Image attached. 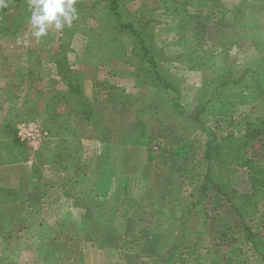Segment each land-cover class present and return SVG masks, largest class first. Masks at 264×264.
<instances>
[{
	"label": "rangeland",
	"instance_id": "obj_1",
	"mask_svg": "<svg viewBox=\"0 0 264 264\" xmlns=\"http://www.w3.org/2000/svg\"><path fill=\"white\" fill-rule=\"evenodd\" d=\"M6 3L0 162L13 165L0 166V264H103L112 253L113 264H264V0H77L72 27L40 41L29 0ZM200 125L217 134L207 160ZM80 134L103 140L116 163L129 144L156 164L142 187L118 192L132 208L96 203L146 219L119 220L124 234L101 236L108 251L92 262L80 259L79 213L66 225L68 205L83 206L67 200L74 176L86 197L95 177L73 173L88 163ZM104 174L101 187L115 182Z\"/></svg>",
	"mask_w": 264,
	"mask_h": 264
},
{
	"label": "crops",
	"instance_id": "obj_2",
	"mask_svg": "<svg viewBox=\"0 0 264 264\" xmlns=\"http://www.w3.org/2000/svg\"><path fill=\"white\" fill-rule=\"evenodd\" d=\"M255 6L259 10H264V5L262 6V4H258ZM235 34L245 35L244 31L242 30L236 31ZM231 38H235V37H231ZM140 122L141 121H139V119L136 118V120L133 121L132 124L136 125L137 123ZM116 131H118V134H121L122 137H124V132H126L125 130L123 131V128L121 127L120 128L118 127ZM79 140L81 145L84 144L85 148L84 147L82 148L83 154L84 157H88V163L82 162V165L79 166V169H74L73 173L77 172L78 174L79 172H85L84 171L85 169H91L92 171H94L95 177L90 176V178H92L93 180L91 184L93 185L92 192L88 191L90 195L94 194V197H90V195L86 197L85 193L79 192L81 186L73 182L75 181L76 178V175L75 176L73 175L74 180H72V185L74 187V190L73 188H71L72 187L71 184H69V186H65V188L67 189V191L73 190L74 194L73 192H71L70 196L67 195V200L70 202L72 198L75 199L74 196L76 195H78V197L81 196L83 198V202H82L83 206L79 205V207H77L75 205L74 206L68 205L67 211L70 214V218L68 219L66 225L68 226L71 220L74 219L73 214L74 213L76 214V212H78L79 213L78 216L79 218H81V220L79 222V226L76 227V230H78V234L80 235L83 234L84 237H87L86 239H83L81 241V246H82L81 251L83 252L82 254H84V258L80 257V259L81 258L82 260L85 259V262L86 261L92 262V261L102 260L103 257L100 254L103 253V251L109 247L107 245L105 246L100 245L101 243L100 241L102 238L101 236L107 235L108 237L113 239V235L122 236V234H124L125 231L123 232L120 231L119 229L121 228V224L119 223V220L123 221V220H127L128 218L138 219V220L146 219V214H142V213H140L139 215L135 213L132 217H129L128 213L127 215L119 216L121 213L119 214L118 210L114 212H110L109 210H106L103 212V210H100V208H98V210L96 209V203L97 202L107 203L110 204L111 207H117V206L119 207L120 204H122L123 208L121 210L124 212L126 205L127 204L130 205V204L128 202L127 196L123 194L122 197L120 198L118 192L121 189L122 191L124 190L127 191L131 185L139 186V184H141L142 187V185L144 184L141 182L138 183V175H141L145 170H149L151 168L150 166H152L153 169L154 168L156 169V164L154 167V164L148 163L150 161L152 162V159L146 158L144 151H142L139 145L130 146L129 144H124V148H123L124 153L121 155V157L123 156V160L116 163L117 154L114 155L112 151L111 153L105 151L104 147L106 146V143L104 144L103 140H99L97 139V137L96 138L90 137L87 139L82 134H80ZM114 145L118 146V144L116 143ZM108 155H111L112 157L110 158L109 161H105V158H107ZM103 159H104V164H103ZM71 169L72 168H70V170ZM106 171L114 172L115 182L114 183L109 182L106 186L101 187L100 177H102L103 175L104 177H106V175L104 174V172ZM156 172L157 171L154 170V174H156ZM108 178H113V175L110 174ZM101 189H103V191L105 192H100ZM108 189H110L109 193H108L109 191ZM67 193L69 194V192ZM130 208H132V205H130ZM130 208H128L126 212L133 213L131 211H134V209H130ZM116 221H118L117 225H115L114 223ZM115 250L121 252L119 246ZM112 254L109 255L107 259H105L103 264H106V260L109 261L111 264L115 262H119L117 259L115 260L116 256Z\"/></svg>",
	"mask_w": 264,
	"mask_h": 264
},
{
	"label": "clouds",
	"instance_id": "obj_3",
	"mask_svg": "<svg viewBox=\"0 0 264 264\" xmlns=\"http://www.w3.org/2000/svg\"><path fill=\"white\" fill-rule=\"evenodd\" d=\"M77 0H29V24L32 36L40 41L50 29L62 32L71 28L79 18ZM6 0H0V8H6Z\"/></svg>",
	"mask_w": 264,
	"mask_h": 264
},
{
	"label": "trees",
	"instance_id": "obj_4",
	"mask_svg": "<svg viewBox=\"0 0 264 264\" xmlns=\"http://www.w3.org/2000/svg\"><path fill=\"white\" fill-rule=\"evenodd\" d=\"M112 4L114 5V2H113ZM114 8H115V7H114ZM116 8H117V7H116ZM115 10H116V9H115ZM124 28L128 29V31L130 32V34H134V35L136 34L135 31H134L129 25H125ZM234 45H237V42L227 43L226 46H227L228 48H226V49L228 50L230 47H233ZM230 49H231V48H230ZM140 50H141V52H142V54H143V58H144V60L147 61V63L150 65V67H151V72H152V74L154 75L157 84L160 85V86H162V87L165 88V89H168V88H169V89H171V90L174 92V90H173L171 87H169V85H168L167 83H165L164 81L161 80V77L159 76V74H158V72H157V70H156V68H155V65H154V63H153V61H152V58L149 57L150 55L148 54V50H147V48L145 47L143 41H140ZM226 52H227V51H226ZM174 100H175V99H174ZM174 106L179 107L180 110H181V113L184 112V111L182 110V108L179 106L178 103H174ZM188 118H190V119H192L193 121H196V122L199 121V116H197V115H190ZM200 131H201V133L207 138L206 152H205V156H204L205 160H207V159L209 158V157H208V156H209L208 150H209L210 146H211L214 142H216V140H217V134L214 133L210 128L204 127L203 125H200ZM4 165H13V163H7V162H3V163H1V162H0V166H4ZM255 194H257V193H255ZM222 195H223V196H226V194H224V193H222ZM253 195H254V194H253ZM229 200H230V199H229ZM228 202H229V201H228ZM230 202L232 203V201H230ZM232 208H233V210H234L236 213H238V216L242 219V218H243V215L239 214V212H238V208L235 207L234 205H233Z\"/></svg>",
	"mask_w": 264,
	"mask_h": 264
}]
</instances>
